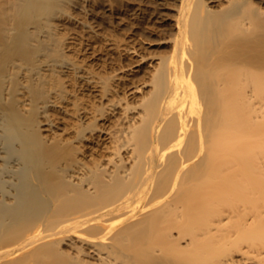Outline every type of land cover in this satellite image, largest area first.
<instances>
[{"label": "bare ground", "instance_id": "bare-ground-1", "mask_svg": "<svg viewBox=\"0 0 264 264\" xmlns=\"http://www.w3.org/2000/svg\"><path fill=\"white\" fill-rule=\"evenodd\" d=\"M86 1L0 0V264H264V0H174L125 92Z\"/></svg>", "mask_w": 264, "mask_h": 264}, {"label": "rangeland", "instance_id": "rangeland-1", "mask_svg": "<svg viewBox=\"0 0 264 264\" xmlns=\"http://www.w3.org/2000/svg\"><path fill=\"white\" fill-rule=\"evenodd\" d=\"M156 1L87 0L84 6L71 9L76 19L82 21L66 23L67 31L77 36L84 47V50H75L76 54L84 56L90 64L103 71L118 72L120 69H129L132 66L127 71L123 92L133 83L148 79L150 67L147 63L141 67L134 66L137 57L120 52L113 44L114 41L129 42L148 54L166 53L170 48L165 44L155 43L162 35L167 36L166 33H172L169 18L174 13L175 2L166 0L165 4L159 5Z\"/></svg>", "mask_w": 264, "mask_h": 264}]
</instances>
